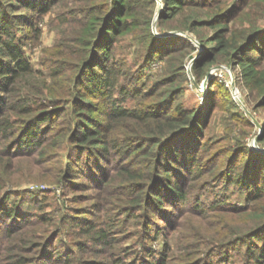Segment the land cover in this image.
<instances>
[{
    "label": "trees",
    "instance_id": "1",
    "mask_svg": "<svg viewBox=\"0 0 264 264\" xmlns=\"http://www.w3.org/2000/svg\"><path fill=\"white\" fill-rule=\"evenodd\" d=\"M7 1L8 10L0 1V171L10 161L35 163L39 149L46 151L43 136L48 133L49 125L65 115L71 122L67 126L66 142L76 151L80 150L77 159L72 158L73 165L65 177L79 170L86 178L85 183L70 185L83 190L105 185L117 194L123 213L133 215L143 205L147 209L146 219L152 220L151 223L160 222L157 225L163 233L176 228L178 214L193 213L203 223L207 217H216V213L228 212L250 222L245 230L230 235L232 238L223 236L211 245L201 241L203 244L194 243L189 246L191 250L185 248L174 251L175 254L170 252L167 234H164L165 242L157 258L151 246L145 244L142 251L134 246L120 249L118 237L104 218H98L102 226L97 227L92 220L84 221L88 227L85 235L91 245L89 249L94 250L98 244L108 264H224L231 255L227 254L219 263L209 260L208 256L213 245L214 250L228 252L233 243L242 245L240 250L244 246L240 264H264V150L254 149L243 141L231 143L229 129L225 130L228 134L223 133L218 139L210 136L212 112H228L229 106L235 103L231 88L219 78H208L204 105L196 99L193 104L180 99L188 90L184 82L187 77L184 60L193 55L190 51L195 46L178 35L160 38L153 35L148 24L150 10L141 12V4L144 1L154 4V0H92L93 4L87 7L86 23L72 39L77 42L76 60L58 54L55 44L44 50L43 65L47 67V74L33 68L24 46L38 39L42 15L58 0ZM176 1V5L166 7L171 10L167 17H173L187 4L194 6L200 2V6L210 7L209 16L190 21L185 18L183 25L191 31L204 24L215 28L205 39L208 43L203 53L192 65L194 84L213 65L239 66L247 86L255 91L257 105H264V29L258 25L264 0ZM107 5L110 13L103 15L100 11ZM15 11L23 12L14 14ZM163 19L161 16L159 20L163 22ZM138 33H141L142 47L136 52L134 63L150 64L158 56L162 57L161 54L165 58L163 70L142 88L126 79L132 69L128 55L123 54L128 46L116 45L126 41L128 34ZM106 36L110 40L109 50L101 54L107 47L100 50L98 43ZM261 38L258 47L252 48L251 44ZM119 49L122 52L116 56L115 50ZM252 49V59L247 61ZM47 55L51 56L49 63ZM126 99H131V103L124 104ZM221 99L229 106L221 104ZM88 154L101 160L91 166ZM57 162L53 161L54 173L60 171ZM18 170L9 177L11 187L28 179H47L50 183L58 179L34 169H27V174ZM230 186L247 194L244 203L228 205L223 190ZM9 189L0 178L3 193L0 264H31L52 252H47V238L42 239L26 229L44 218L41 214L31 218L18 198L9 200L12 193ZM195 191L212 196L202 199ZM150 212L157 220L148 216ZM135 215L139 216L140 212ZM224 227L230 228L226 223ZM84 243L80 241L77 249L85 248ZM208 247L212 248L207 250ZM38 251L37 257L33 253ZM63 255V264H74L68 252Z\"/></svg>",
    "mask_w": 264,
    "mask_h": 264
},
{
    "label": "rangeland",
    "instance_id": "2",
    "mask_svg": "<svg viewBox=\"0 0 264 264\" xmlns=\"http://www.w3.org/2000/svg\"><path fill=\"white\" fill-rule=\"evenodd\" d=\"M0 1L2 7L8 10V1ZM93 2L92 0H58L50 11L42 15L39 23L40 33L37 37L38 39L32 44H26L24 46L26 56L32 62L34 69L46 74L48 73L47 67L43 65V60L46 56L44 50L54 47L55 44V49L58 54L63 55L65 58L76 60L77 42L72 41V39L74 40L75 36H77V31L82 29L83 24L86 23L88 19V15L86 16L87 7L92 5ZM199 3L194 6L187 4L173 17H170V15L167 17L168 12L170 14L171 10L170 8L167 10L166 7L176 5V0H154V4L150 1H144L141 4V12L147 9L150 10L148 24L154 36L160 38L171 34L178 35L179 38L188 39L195 46V49L190 51L191 55H193L186 57L184 60V68L187 76L184 82L187 83L188 90L184 95H181L180 99L184 100L186 104H193V99H196L197 102L204 105L206 103L205 92L208 86V78L210 79V77L219 78L231 88V98L235 102L234 106L226 105L227 103L221 99V104L226 107L229 106V111L214 110L212 112L209 125L210 136L218 139L223 133H227L225 131L226 129H229V140L231 143L243 141L254 149L264 150V105H257L258 101L255 98V91L250 90L247 86L246 80L241 75L239 66L213 65L207 70L204 78L199 83H196V85L194 84L195 77L192 71V65L198 56L203 53L204 45L208 43L205 39L215 29L208 24H204L197 26L196 29L191 31L183 25L185 24V18L190 21L191 18H204L209 16L211 12L210 7L200 6ZM109 7L107 5L103 11H100L98 8H94L93 10L100 11L104 15V13H110L111 9ZM20 12L23 11H15L14 14H19ZM161 16L165 21L164 19L163 22L159 20ZM260 16L262 17L258 20V25L264 29V7ZM145 19L146 17H144ZM109 28L105 30H109ZM128 35L126 36V41L117 42L116 45L128 46L124 49L123 54L128 55V62L132 65V69L127 73L126 79L129 82L133 80L135 84L142 88L143 86H147L163 70L165 58L161 54L162 57L158 56V59L152 60L150 64L147 63L146 65L140 66L138 63H134L136 52H139L142 47V42L139 41L141 33H138L136 36ZM60 41L63 44H57ZM260 41H262V38L258 42L252 43V48L253 46L258 47ZM109 42L110 40L108 41L106 36L105 40H101L98 43V49L100 50L107 47L101 51V54H105L109 50ZM168 42L170 43L171 41ZM175 43L179 46L181 45L180 42ZM120 51L121 49L115 50L116 56L120 55ZM253 52V49L249 52L247 61L252 59ZM50 58L51 56L47 55L48 63ZM51 82V79H49L48 83L50 84ZM123 103L130 104L131 99H126ZM230 112H233V115ZM70 123L65 115H60L58 119H55L49 125L48 133L43 136L46 139L44 146L46 151L42 152L43 149H39L40 154L34 157L35 163L22 160L12 164L10 161L8 162L9 166L0 171V178L4 182L5 188H10L9 190L12 192L9 193L11 194L9 200L18 198V201L22 203V209L27 210L31 218H36L37 214H41L44 218L36 224H29L26 229H30L34 235L42 236V239L47 238L49 240L46 245L47 252L48 250L52 252L49 255L35 259L31 264H63V254L66 252L74 258V264H108L107 256L98 244L94 250L89 249L91 245L85 235L86 230H88V227L84 224L86 220H92L94 227H97L102 226L98 218H104L108 221L110 228L118 237L117 246L120 249L134 246L142 251L146 248L144 246L145 244L151 246L157 258L162 252V244L165 242L164 234H167V241L171 247L170 252H174L185 250V248L189 250V246L194 243L203 244L201 241L208 242V245H211L212 243L215 244L216 241L222 240L223 236H226L228 239L232 238L234 236L231 237L230 235H234L237 231L245 230L250 224V222L240 220L241 218L236 214H229L228 212L223 214L216 213V217H210V219L207 217L206 220H203V223H200L198 221L199 217L197 215L195 217L193 213L192 215L178 214L176 228L174 230L166 229L163 233L157 225L160 222L154 221L156 223H151L152 220L146 219L145 213L147 209H143V205L140 210L133 211V215L123 213L119 209L120 199L117 198V194L113 190L105 187V185L85 190L77 189V185L73 184V186L70 183L86 182V178L79 173V170L76 169L77 171L69 173V177H65L66 172L73 165L72 158L73 160L77 159V154L80 151L79 149L76 151L71 144L66 142L68 135L67 126ZM87 156V161L91 166L93 163L101 160L92 158V154H88ZM3 160V163L6 164V159ZM54 160L58 161L57 166L60 170L58 173H54L53 171ZM18 169H21L25 174H27V169H34L35 172L47 177L58 176V179L54 183H50L47 179H28L11 187L9 177L13 176L15 171H19ZM65 178L68 179L67 182L63 181ZM201 192L197 191L195 195L197 194L202 199H206L207 196H212L210 193L201 194ZM223 192L228 205L240 204L246 201L247 194L240 193L235 186H230L227 190H223ZM2 194V191H0V197ZM136 212H140V215L136 216ZM148 216L153 219L152 213ZM225 223L230 228H223ZM50 234H53V237H50ZM54 236H57V238ZM2 237L0 234V239ZM33 240L38 239L33 238ZM80 241L86 243H84L85 248L77 249ZM185 242H188V244ZM214 246L213 251L208 256L209 260H212L214 263H219L228 254L231 257L226 259L224 264L242 263L244 246L240 250L239 247L241 248L242 245L237 246L236 243H233L228 252L224 249L214 250ZM211 248L208 247L207 250ZM105 249L106 247L103 250ZM33 254L38 257L39 251ZM51 259H54L55 262L51 263Z\"/></svg>",
    "mask_w": 264,
    "mask_h": 264
}]
</instances>
